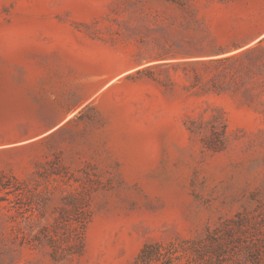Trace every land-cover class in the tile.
Masks as SVG:
<instances>
[{"label":"rangeland","instance_id":"374dc122","mask_svg":"<svg viewBox=\"0 0 264 264\" xmlns=\"http://www.w3.org/2000/svg\"><path fill=\"white\" fill-rule=\"evenodd\" d=\"M260 203L264 0H0V264H136Z\"/></svg>","mask_w":264,"mask_h":264},{"label":"trees","instance_id":"16d2710c","mask_svg":"<svg viewBox=\"0 0 264 264\" xmlns=\"http://www.w3.org/2000/svg\"><path fill=\"white\" fill-rule=\"evenodd\" d=\"M247 254L246 259L241 255ZM186 258V263L181 260ZM136 264H264V204L260 203L247 216L238 213L208 231L205 239L175 243H148Z\"/></svg>","mask_w":264,"mask_h":264}]
</instances>
